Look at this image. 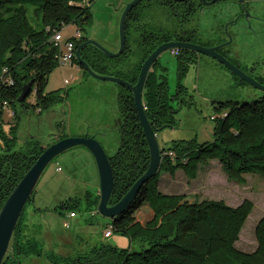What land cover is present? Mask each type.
<instances>
[{"label": "trees", "instance_id": "trees-1", "mask_svg": "<svg viewBox=\"0 0 264 264\" xmlns=\"http://www.w3.org/2000/svg\"><path fill=\"white\" fill-rule=\"evenodd\" d=\"M153 3L169 7L184 30H144L142 34L136 27L144 24V10L151 9ZM91 6L90 0H0V212L44 152L38 142L20 146L22 117L40 118L67 99V92L46 93L49 77L63 56V47L56 44L55 36L62 35L70 26L77 27L81 38L68 40L74 42L77 51L88 41L83 33L92 24ZM202 7L200 0H142L127 16V43L120 57L109 58L93 46L84 49L81 57L98 75L116 77L135 86L144 62L159 46L174 41L197 44V34L186 26ZM30 11L33 23L28 17ZM132 31L141 35L139 42L133 40ZM179 52L178 76L181 80L198 54L188 50ZM134 55L138 61L131 64ZM75 64L89 76L77 60ZM164 71L157 61L143 93L145 112L157 135L176 127L175 104L192 106L180 98V94L186 92L180 84L174 95L170 93L166 76L161 75ZM29 84H32L31 93L21 102L23 89ZM117 106L118 145L113 155H108L115 180L111 206L129 193L146 174L151 162L149 145L130 89L119 86ZM5 111L9 122L4 119ZM215 111L220 116L211 118L216 123L213 141L199 144L196 140H180L162 149V164L157 176L143 186L130 208L108 226L113 229L112 235L130 240L129 249L101 242L87 247L73 259L51 254L52 263L264 264V217L255 229L256 249L246 253L236 248L254 210L252 202L244 201L232 207L224 201L202 199L196 194H166L160 190L163 175L174 177L183 172L193 181L199 168L213 161L220 164L229 180L240 184L245 183L246 175L264 177V93L260 100L252 103H219ZM6 125L10 126L9 132L5 131ZM92 196L90 192L85 195L86 214L98 211L100 195H94V200ZM32 203L34 195L17 224L5 264H21L23 257L41 258L39 244L28 239L24 230L25 211ZM81 207L79 199H69L55 211L61 215L78 214Z\"/></svg>", "mask_w": 264, "mask_h": 264}, {"label": "rangeland", "instance_id": "rangeland-1", "mask_svg": "<svg viewBox=\"0 0 264 264\" xmlns=\"http://www.w3.org/2000/svg\"><path fill=\"white\" fill-rule=\"evenodd\" d=\"M90 1L92 24L83 33L84 36L89 41L97 42L107 51L117 53L121 44L122 16L126 7L135 0ZM245 2H248L250 15H243L233 1H219L201 9L186 28L197 31L195 43L207 48L230 42V36H225L221 32L222 29L228 27V32H238V37L235 41L232 39L231 46L239 59L232 63L264 86V0ZM232 8L238 14L236 18L234 13H230ZM144 12L146 21L136 27L142 34L144 30L154 32L163 29L164 32H179L181 29L182 24L169 7L153 3L151 9H145ZM203 13L208 16L217 14V18L200 17ZM28 17L33 23L32 11ZM230 23L234 25L230 26ZM77 32L75 26L65 29L62 32L63 43L73 38ZM132 38L139 42L141 35L132 31ZM64 50L63 47L62 51ZM137 61V56L134 55L130 63ZM158 61L165 70L163 74L166 76L170 93L174 95L180 84L186 90L180 94V98L192 104L191 107H178L175 104L174 108L178 111L175 115L176 127L165 129L157 135L161 149H168L174 141L180 140H196L199 144L211 143L216 125L211 118L220 116L215 111L219 103H252L262 97L259 90L242 82L230 70L207 56L200 55L198 61L190 64L186 76L181 80L178 76L177 56L172 51L164 52ZM255 63L257 70L254 72ZM87 79L92 85H88ZM109 88L119 89V85L88 76L76 64L59 65L49 77L46 93L65 94L69 91L70 96L40 118L24 115L20 126V146L26 147L28 143L38 142L42 148H47L51 142L56 143L71 136L74 130H70L69 126L74 122L91 127L104 125L103 128L111 130L117 118L118 96ZM79 112L80 117L76 118ZM7 116L5 111L4 119L9 122L10 117ZM64 122L66 128L62 126ZM9 130L10 126L6 125V132ZM83 150L86 149L78 147L59 155L38 182L34 203L29 204L25 211L24 230L28 239L39 244L38 249L42 255L41 258L23 257L21 264H53L50 260L51 254L73 259L87 247L101 242L110 243L120 249L131 247L127 237L114 234L110 239L104 238L109 219L99 214L92 217L91 213H85L87 204L83 193L90 192L94 200V195L98 196L100 193V177L95 159L90 155L92 159L87 161L81 153ZM59 168L61 171H58ZM160 184V190L166 194H196L202 199L224 201L232 207H237L244 201L252 202L254 210L246 221L236 248L246 253L256 249L255 229L264 217V177L257 174L246 175L245 183L240 184L229 180L220 164L213 161L199 168L193 181L183 172H179L174 177L163 175ZM76 198L81 202V211L77 219L71 220V228L67 230L63 227L67 214L61 215L55 210L66 200ZM133 246L135 248L137 245Z\"/></svg>", "mask_w": 264, "mask_h": 264}, {"label": "water", "instance_id": "water-1", "mask_svg": "<svg viewBox=\"0 0 264 264\" xmlns=\"http://www.w3.org/2000/svg\"><path fill=\"white\" fill-rule=\"evenodd\" d=\"M142 0H135L129 4L122 16L120 35H121V44L120 49L117 53H111L104 49L100 44L94 41H87L81 45L76 51V60L80 66H82L85 71L93 78L112 82L119 86L126 87L130 89L133 93L136 110L138 113V118L142 125L145 137L147 139L150 153H151V162L148 171L146 174L133 186L129 193L116 205L111 206L110 201L114 192L115 180L110 163V159L106 150L102 144L94 137H70L63 139L62 141L51 143L50 146L44 148V152L37 159L32 168L27 172L18 186L15 188L11 196L8 198L7 202L3 206L0 212V264H5V260L8 256L12 239L17 228V224L20 220V217L27 205V203L32 199L34 195L36 186L40 181L42 175L48 168V166L61 154L82 147L86 149L95 159L96 165L100 177V203L98 206V214L102 217L114 220L118 216L124 214L132 205V203L137 198L139 192L143 186L152 178L156 177L161 169L162 164V150L159 147L157 134L152 128L150 121L147 118L144 103H143V93L146 86V82L149 76V73L153 65L158 61L160 56L166 51H180L188 50L195 52L199 55L207 56L211 59H214L222 66L230 70L233 74L239 77L242 82L247 83L248 85L259 90L261 93H264V86L259 83L257 80L252 78L250 75L239 69L234 65L229 59L223 56L219 50L221 47L218 46L213 48H207L201 45L184 43V42H168L159 46L144 62L138 82L135 86L129 84L128 82L111 76H102L95 73L91 67L86 63L82 57L81 53L84 49L89 46H93L105 54L109 58H118L120 57L126 48V19L130 11L137 6ZM174 2H184L185 0H172ZM220 0H202L204 6H212L218 3ZM239 4L242 5L241 8L244 11V15H250V12L246 8L245 0H239ZM226 27V31H227ZM232 38L230 37V42ZM229 42V43H230ZM32 84L24 87L20 101H24L31 93Z\"/></svg>", "mask_w": 264, "mask_h": 264}, {"label": "crops", "instance_id": "crops-1", "mask_svg": "<svg viewBox=\"0 0 264 264\" xmlns=\"http://www.w3.org/2000/svg\"><path fill=\"white\" fill-rule=\"evenodd\" d=\"M230 1H232V0H228L227 2H230ZM234 2V4H235V1H233ZM236 4H238V5H240L239 4V1H238V3H236ZM245 4L246 5H248V2L246 3L245 2ZM239 9V8H238ZM249 10V9H248ZM230 13H234V15H235V18L238 16V14L237 13H235V10H234V8H232V9H230ZM234 18V19H235ZM235 23V22H234ZM234 23H230V26H232V25H234ZM208 29V28H207ZM215 29V28H214ZM228 29L229 28H227V31H226V28L225 29H222L221 30V32L222 33H224L225 34V36H227V35H229L234 41H235V38L236 37H238L237 36V33L238 32H230V34H229V32H228ZM213 31V30H212ZM214 34V33H213ZM228 36V37H229ZM233 40L229 43V42H226L227 40H225V42L227 43V46H228V48H226V50H227V53H228V59L231 61V62H233V63H235V61H237L238 59H239V57L237 56V54H236V52L234 51V49H233V47L231 46L232 44H233ZM225 43V44H226ZM173 53V52H172ZM199 58V57H198ZM198 58H197V61H198ZM237 59V60H236ZM234 60V61H233ZM257 66H256V63L253 65V69H254V72L257 70V68H256ZM161 68H162V65H161ZM151 72V71H150ZM163 73H161V75H162ZM90 76V75H89ZM263 77H264V75H263ZM261 78V77H260ZM88 80V79H87ZM85 82V81H84ZM85 83H87V81L85 82ZM85 83H81L82 85H85ZM88 85H92L91 84V82L88 80ZM109 89H111L112 91H114V92H116V94H117V96L119 95V89L117 88H115V89H112V88H109ZM67 99L69 98V96H70V92L69 91H67ZM116 105H117V102H116ZM115 107V106H114ZM81 110V109H80ZM80 113L81 112H79L78 113V115L76 116V118H79L80 117ZM115 120H116V122H115V126L110 130H107L106 128H103L102 126H104V125H102L101 127H98L97 125H95L94 127H91V126H86V125H82V124H80V123H78V122H74L73 124H70V126H69V129L70 130H74V133H71L72 135L71 136H68V137H65V138H70V137H86V136H88V137H94V138H96L101 144H102V146L104 147V149L106 150V153L108 154V155H113V153L116 151V148H117V145H118V143H117V141H118V136H117V131H116V129H117V126L119 125V115H118V113H117V118H115ZM62 126H63V128H66V123L64 122L63 124H62ZM5 131H6V126H5ZM111 140H112V142H111ZM161 149V148H160ZM162 150V149H161ZM76 151H78V150H76ZM74 153H78V152H74ZM81 153H83V155H84V157H85V159L87 160V161H90L92 158H91V154L88 152V151H86V150H83V151H81ZM93 161V160H92ZM178 174V173H177ZM176 174V175H177ZM100 190V189H99ZM100 194V193H99ZM85 195H86V193L84 194L83 193V198H85ZM78 218V217H77ZM76 218V219H77ZM109 222H108V224L106 225V226H109L110 224H111V220H108ZM80 224V223H79ZM108 228V227H107ZM112 237H113V235H112ZM111 237V238H112ZM69 241V240H68Z\"/></svg>", "mask_w": 264, "mask_h": 264}, {"label": "built area", "instance_id": "built-area-1", "mask_svg": "<svg viewBox=\"0 0 264 264\" xmlns=\"http://www.w3.org/2000/svg\"><path fill=\"white\" fill-rule=\"evenodd\" d=\"M74 38L80 39L81 34L77 32L74 35ZM55 41H56L57 45H61L65 49L63 52V56L60 58V65H68V64L73 65L74 61L76 60V49H75L74 42L67 41L66 43L63 44V37L60 34L55 36ZM173 54L178 56L180 54V52L178 50H176V51H173ZM58 171H61V168H59ZM91 215H92V217L97 216L98 211L92 212ZM77 217H78L77 213L67 214L65 219H64L63 227L67 230L70 229L71 228V220H75ZM112 230H113L112 227H109L106 230V232H105V238L106 239H110L112 237Z\"/></svg>", "mask_w": 264, "mask_h": 264}, {"label": "flooded vegetation", "instance_id": "flooded-vegetation-1", "mask_svg": "<svg viewBox=\"0 0 264 264\" xmlns=\"http://www.w3.org/2000/svg\"><path fill=\"white\" fill-rule=\"evenodd\" d=\"M172 1V0H171ZM202 0H200V2H201ZM207 1H210V0H207ZM212 1V0H211ZM221 1V0H220ZM174 2V1H173ZM235 3H238V0L237 1H235ZM241 6L242 5H238L237 4V8H239V10H240V12L244 15V11H243V9L241 8ZM206 6H204L203 5V7L202 8H200L199 10H197V12H196V14L201 10V9H204ZM246 8L248 9V5H246ZM200 17H204L205 19L206 18H210V19H215V18H217V14H211V15H209L208 16V14L207 13H203L202 15L200 14ZM180 30V32H182L181 30H184V28H182V29H179ZM193 31V30H192ZM195 33L197 34V36H198V33H197V31H195ZM178 42V41H177ZM193 44V43H192ZM197 45H199V44H197ZM223 45H225V46H223ZM223 45H221V46H223V47H221V49L219 50V52L223 55V56H225L227 59H228V53H227V50H226V48H228V46H227V43L225 44H223ZM200 55L198 54V56H197V58L199 57ZM242 70V69H241ZM243 71V70H242ZM244 72L245 73H247L248 75H250L248 72H246L245 70H244ZM54 143V142H53Z\"/></svg>", "mask_w": 264, "mask_h": 264}]
</instances>
